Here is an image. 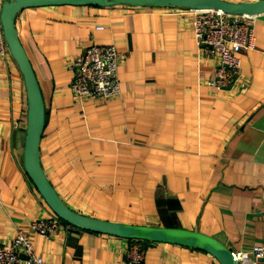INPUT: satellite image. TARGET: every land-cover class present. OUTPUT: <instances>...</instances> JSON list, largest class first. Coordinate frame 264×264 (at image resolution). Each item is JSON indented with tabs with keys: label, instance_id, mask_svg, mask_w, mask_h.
Instances as JSON below:
<instances>
[{
	"label": "crops",
	"instance_id": "0c3cea01",
	"mask_svg": "<svg viewBox=\"0 0 264 264\" xmlns=\"http://www.w3.org/2000/svg\"><path fill=\"white\" fill-rule=\"evenodd\" d=\"M197 15L130 4L20 12L16 27L47 107L42 164L83 214L199 231L248 251L264 243V13L254 48L240 54L237 83L224 90L212 84L219 58L198 42ZM93 43L119 49L117 98L80 99L71 89L70 63ZM27 124L23 73L12 54L0 57L1 245L55 214L24 167ZM31 233L44 264H127L137 243L64 221L51 236ZM138 243L143 264H221L196 248Z\"/></svg>",
	"mask_w": 264,
	"mask_h": 264
},
{
	"label": "water",
	"instance_id": "95a60500",
	"mask_svg": "<svg viewBox=\"0 0 264 264\" xmlns=\"http://www.w3.org/2000/svg\"><path fill=\"white\" fill-rule=\"evenodd\" d=\"M179 7L215 9L232 14L260 15L264 0L233 2L228 0H5L0 17L9 50L18 63L28 95V124L24 147L25 170L52 211L64 222L95 233L151 242L171 243L196 248L213 255L221 264H240L233 251L213 236L179 227L150 226L111 221L83 214L68 205L48 177L41 159V142L47 125V107L30 56L19 36L16 20L31 7L61 5Z\"/></svg>",
	"mask_w": 264,
	"mask_h": 264
},
{
	"label": "built area",
	"instance_id": "2783aa9c",
	"mask_svg": "<svg viewBox=\"0 0 264 264\" xmlns=\"http://www.w3.org/2000/svg\"><path fill=\"white\" fill-rule=\"evenodd\" d=\"M194 10L198 11L194 23L198 42L210 55L219 58L216 79L212 84L222 90L234 87L241 71V52L254 48L258 15L232 14L215 9ZM10 54L0 26V57ZM119 62L116 44L93 43L83 48L69 66L74 74L71 83L73 93L80 99L110 100L120 96ZM62 222L56 214L33 220L30 229H20L10 245L0 244V264H44V258L36 251L31 231L48 237L60 229ZM140 241L135 240L137 243L128 250L127 264L144 263L146 251L138 243ZM233 254L240 264H262L264 243Z\"/></svg>",
	"mask_w": 264,
	"mask_h": 264
}]
</instances>
